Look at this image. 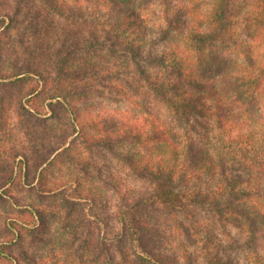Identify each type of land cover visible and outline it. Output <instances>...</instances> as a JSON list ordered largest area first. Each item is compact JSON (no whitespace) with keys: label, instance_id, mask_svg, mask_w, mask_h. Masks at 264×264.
<instances>
[{"label":"trees","instance_id":"trees-1","mask_svg":"<svg viewBox=\"0 0 264 264\" xmlns=\"http://www.w3.org/2000/svg\"><path fill=\"white\" fill-rule=\"evenodd\" d=\"M9 1L0 0V62L6 63L9 53L14 59L10 66L0 65V100L16 104L30 116L61 106L78 130L67 80L88 63L83 54L122 55L176 122L174 126L157 116L148 117L151 126L146 129L122 124L116 133L96 131L94 123V133L78 131L89 144L91 140L106 147L131 142L125 162L151 183L149 197L123 199L127 207L114 216L119 226L114 238L91 237L81 247L86 251H76L78 256H92V264H243L232 255L233 247L211 231L200 239L202 261H196L194 252L185 247L178 258L161 253L153 227L136 218L139 210L160 206L166 211L171 234L181 232L195 244L199 239L192 238L179 215L193 219L194 211L210 212L218 222L234 226L245 236L249 251L245 264H264V253H259V247L264 248V51H258L264 45V0H213L203 19L190 1L183 0H163L152 19L130 11L123 0H37L39 6L33 0ZM110 2L112 10L107 9ZM241 7L246 15L240 22L236 14ZM54 14L66 20L64 27L51 20ZM239 24L248 40L238 37ZM12 26H23L24 33L30 31L33 36L46 31L47 40L54 41L52 45L41 39L36 47L45 60L40 68L21 67L15 43L27 54L31 48L25 42L27 34L17 40L11 35ZM178 35L184 45L172 41L160 52L154 50ZM49 51L54 59L47 55ZM75 56L79 57L75 60ZM237 58L240 65H233L232 59ZM72 61L78 67L70 65ZM92 67L96 69L95 63ZM141 148L149 149L150 156L143 155ZM14 205L18 206L16 200ZM31 208L23 211L24 223L8 219L10 237L3 243V252L20 242L31 220L43 227L44 214ZM71 210L81 216L72 219ZM71 210L66 214L73 225L74 221L90 222L83 218V209L71 204Z\"/></svg>","mask_w":264,"mask_h":264},{"label":"rangeland","instance_id":"rangeland-1","mask_svg":"<svg viewBox=\"0 0 264 264\" xmlns=\"http://www.w3.org/2000/svg\"><path fill=\"white\" fill-rule=\"evenodd\" d=\"M33 1L36 5H41L37 0ZM123 1L122 5L130 11L149 16V19H152L153 13L159 12L164 4L163 0ZM183 1H190L201 19L208 14L213 2ZM13 2L14 0L9 1L11 4ZM111 4L110 2L107 9L110 7L112 10ZM241 9L242 7L236 14L240 16V22L246 15ZM106 13L110 15V12ZM112 13L115 15L116 10L113 9ZM51 18L56 20L59 27L66 24V20L57 14ZM9 31L16 40L23 37L21 34H27L25 42L31 48L28 54L15 43V52H18L16 57L21 60V67L32 65L40 68L45 60H41V54L37 52L36 47L40 46L41 39L54 45V41L47 40L46 31L40 32L38 36H33L30 31L24 33L23 26L19 29L12 26ZM237 33L241 41L248 40L241 24ZM172 41L180 45L185 44L183 37L178 35L169 42H160L154 50L160 52L163 48L171 46ZM59 47V44L55 46L57 49ZM260 47L258 51L263 52L264 45ZM33 51V54H29ZM52 51L47 55L54 59ZM12 54L5 56L6 63L0 62V65L10 66V61L14 59L11 58ZM85 56L88 55L83 54L88 63H84L82 70L66 82V85L69 84L67 95L78 119V130L71 125L70 113L61 106H56L54 112L46 108L44 113L30 116L26 111L17 108L16 104L10 105L8 101L0 100V264H92V256L83 254L81 257L76 252L81 250L83 242L91 237L94 240L114 238L119 227L114 216L120 209L125 210L127 207L124 204L126 200L123 199L147 198L150 195L151 183L131 171L125 162V155L132 148L131 142L122 141L106 147L98 142L93 144L95 141L90 139L92 143L89 144L86 139L80 137L79 132H93L94 123L97 124L96 131L101 129L116 133L122 124L133 125L134 128L141 125L140 128L146 129L151 126L148 117L157 116L174 126L176 122L166 107L155 98L141 75L130 65L128 57ZM77 57L79 56L74 59ZM235 59H232V64L240 65L239 59ZM93 63L96 69L92 67ZM49 64L53 65L52 60ZM70 65L78 67V62L72 61ZM48 70L50 71L51 67ZM2 92L3 95H8L5 91ZM20 93L17 92L16 96ZM3 103L4 108L1 110ZM67 148V151L63 150ZM148 150L140 149L143 155L149 157ZM22 166L23 171L20 170ZM15 200L18 206L14 205ZM19 204L22 207H19ZM71 204L75 209H83V218L89 219L91 223L84 225L81 221H74L73 225V221L69 222L66 213L71 210ZM31 207L44 214L43 227L41 222L31 220L20 242L11 244L8 252H3V243L10 237L8 219L24 223L23 211H33ZM72 215V219L81 216L79 211H74ZM194 217L186 219L179 215L185 225L190 227L192 238L199 239L197 244L192 243L181 232L171 234V230L167 228L169 222L166 211L160 206L136 212L138 221H147L153 227V237L161 253L178 258L179 250L185 247L194 252L196 261H202L198 257L203 248L200 239L211 231L217 239L226 243V246L231 245L232 255L245 264L244 257L249 256V251L244 245L245 236L239 230L232 225L218 222L210 212L194 211ZM81 251L86 250L83 247ZM113 251L119 258L117 250ZM259 253H264L263 247H259Z\"/></svg>","mask_w":264,"mask_h":264}]
</instances>
